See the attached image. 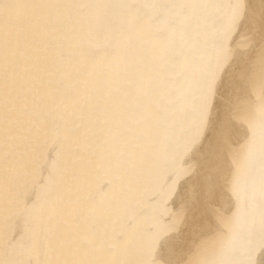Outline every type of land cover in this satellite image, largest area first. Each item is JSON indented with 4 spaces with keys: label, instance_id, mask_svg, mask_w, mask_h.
<instances>
[{
    "label": "bare ground",
    "instance_id": "6f19581e",
    "mask_svg": "<svg viewBox=\"0 0 264 264\" xmlns=\"http://www.w3.org/2000/svg\"><path fill=\"white\" fill-rule=\"evenodd\" d=\"M0 264H264V0H0Z\"/></svg>",
    "mask_w": 264,
    "mask_h": 264
}]
</instances>
